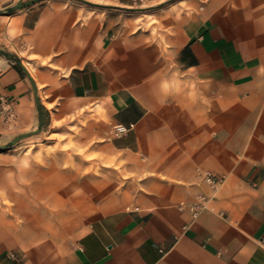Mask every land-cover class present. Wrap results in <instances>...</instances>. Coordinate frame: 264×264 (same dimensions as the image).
I'll return each mask as SVG.
<instances>
[{"label": "crops", "instance_id": "1", "mask_svg": "<svg viewBox=\"0 0 264 264\" xmlns=\"http://www.w3.org/2000/svg\"><path fill=\"white\" fill-rule=\"evenodd\" d=\"M19 1L0 0V49L31 76L44 132L87 119L89 174L66 185L41 170V207L63 211L73 190L100 200L67 235L10 222L0 264H264V0H180L147 27L106 10L128 0H42L1 14ZM0 95L16 115L9 124L0 112L4 145L33 131L38 112L25 73L1 55ZM118 125L130 128L116 136ZM207 173L223 182L211 187Z\"/></svg>", "mask_w": 264, "mask_h": 264}, {"label": "rangeland", "instance_id": "2", "mask_svg": "<svg viewBox=\"0 0 264 264\" xmlns=\"http://www.w3.org/2000/svg\"><path fill=\"white\" fill-rule=\"evenodd\" d=\"M156 1L128 0V9H116L117 5L114 3L106 10L128 15L130 25L144 23L147 27L152 25L156 13L167 11L180 0H164L161 3ZM96 6L98 10H105L103 6ZM2 13L8 14L5 11ZM86 123L87 119L83 118L80 121L70 120L68 124H54L47 132H44V124L40 132L23 138L8 150L0 152L6 157L0 161V214L2 215L0 229L2 232L4 229L8 230L10 222L17 227H24L27 224L38 226L44 224V232L48 235H60L61 229H64L63 232L67 235L70 231L76 232L78 227L82 230L89 224L93 217L94 206L100 200L99 197L88 194L79 195L78 190H73L70 195H66L63 211L44 212V208L41 207L44 204V195L37 189L44 182L41 170L59 171L65 174L66 185L71 182L70 178L74 171L80 172L82 178L89 174L88 150L80 144V127ZM36 129L37 127L32 132ZM28 171L35 172L34 178L28 176L26 173ZM93 171L100 173V167L95 166ZM31 185L33 188L29 189ZM16 202L22 207V213L28 215V221L24 222L23 215L13 212ZM56 215L58 216L55 217Z\"/></svg>", "mask_w": 264, "mask_h": 264}, {"label": "water", "instance_id": "3", "mask_svg": "<svg viewBox=\"0 0 264 264\" xmlns=\"http://www.w3.org/2000/svg\"><path fill=\"white\" fill-rule=\"evenodd\" d=\"M40 1H42V0H27V1L20 0L16 5L6 9L5 12L6 13H13L17 10L27 8V7L33 5L37 2H40ZM0 55L3 56L5 59L15 63L16 65H18L22 69V71L25 73L26 77L28 78V80L30 81V83L32 85V88H33V91L35 94V105H36V109L38 112V125H37L36 131H34V132L31 131V132H28L26 134L18 135L14 139H12L10 142H8L7 144L0 145V152H3V151L8 150L10 147H12L15 143H17L21 139L26 138V137L34 134V133L40 132L42 130L43 125H44V112L42 110V106L40 105L39 99H38L37 94H36L35 84L31 78V76L29 75L28 71L23 66L21 60L17 56L12 55L10 53H7L1 49H0Z\"/></svg>", "mask_w": 264, "mask_h": 264}, {"label": "built area", "instance_id": "4", "mask_svg": "<svg viewBox=\"0 0 264 264\" xmlns=\"http://www.w3.org/2000/svg\"><path fill=\"white\" fill-rule=\"evenodd\" d=\"M0 112H5V120L9 124H13L16 121V115L13 108L10 107L9 103L5 100L3 96L0 95ZM130 127H124L121 125L115 126V135L119 136L125 133ZM204 180L213 188L220 185L223 182L222 178L213 177L210 174L204 175ZM205 199L199 197V202L191 204L188 206L189 213L193 218L197 217L200 211L204 208ZM182 209V207H180Z\"/></svg>", "mask_w": 264, "mask_h": 264}]
</instances>
